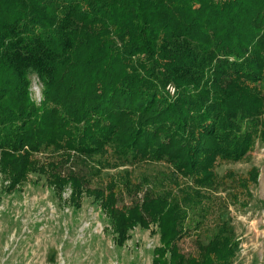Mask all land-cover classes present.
<instances>
[{
	"label": "trees",
	"instance_id": "16d2710c",
	"mask_svg": "<svg viewBox=\"0 0 264 264\" xmlns=\"http://www.w3.org/2000/svg\"><path fill=\"white\" fill-rule=\"evenodd\" d=\"M258 142L264 0H0V172L8 189L38 173L60 199L69 190L76 207L94 198L121 247L139 226H156L152 264H236L241 241L221 219L198 256L181 252L190 214L199 229L220 183L187 179L212 180L221 162L241 160ZM51 147L50 168L28 154ZM108 147L118 159L164 161L175 171L159 179L125 173L93 187L121 166ZM258 171L244 187L257 184ZM125 197L132 203L120 207Z\"/></svg>",
	"mask_w": 264,
	"mask_h": 264
},
{
	"label": "rangeland",
	"instance_id": "374dc122",
	"mask_svg": "<svg viewBox=\"0 0 264 264\" xmlns=\"http://www.w3.org/2000/svg\"><path fill=\"white\" fill-rule=\"evenodd\" d=\"M31 79L33 97L39 101L42 85L35 74ZM53 149L26 152L36 164L50 168L55 165L49 153ZM107 149L116 157L110 147ZM70 153L73 157L78 155L74 151ZM118 161L121 166L105 169L101 181L95 179L93 187L125 173L133 174L135 179L152 176L159 179L168 169L175 171L164 161L145 160L136 164L129 160ZM253 169L259 170L258 182L250 181L244 187L241 180ZM187 180L193 186L219 180L220 183L214 192V209L199 229L195 225L198 217L190 214L187 233L178 241L181 252L198 256V243H209L221 219L235 229L241 241L235 263L264 264V145L258 142L255 149L239 161L221 162L212 180L200 183ZM70 194L68 190L64 199H60L47 178L38 173L32 174L21 186L8 189L0 172V264L153 263L154 251L160 245L156 226L149 229L139 226L121 247L116 243L111 223L100 204L94 198L85 197L76 207L68 202ZM138 202H142V196ZM131 203V199L125 197L119 206Z\"/></svg>",
	"mask_w": 264,
	"mask_h": 264
}]
</instances>
